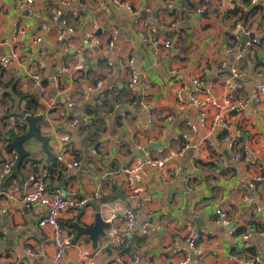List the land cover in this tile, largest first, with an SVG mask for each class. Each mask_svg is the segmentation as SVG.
<instances>
[{
    "label": "crops",
    "instance_id": "crops-1",
    "mask_svg": "<svg viewBox=\"0 0 264 264\" xmlns=\"http://www.w3.org/2000/svg\"><path fill=\"white\" fill-rule=\"evenodd\" d=\"M125 1L139 14L116 8L111 0H32L30 8H22L20 0H0V158L15 163L18 158L14 146L11 153L5 150L7 133L18 132V119L26 115L18 94L38 101L41 108L28 115H43L36 127L48 136L54 154L48 165L41 143L30 138L16 174L13 168L2 177L0 166V208L6 210L0 214V264H49L55 252L48 228L38 225L41 209L22 203L37 178L85 201L59 219L71 240L60 264L264 260V187L255 180L264 169V94L257 102L251 98L264 85V0L254 5L235 0L233 7L230 0ZM197 7L204 8L202 17ZM147 26L169 48L155 49ZM88 33L94 34L93 45ZM239 33H253L261 44L240 52ZM131 68L138 76L134 93L128 90ZM195 79L202 84L196 86ZM235 84L240 88L232 93ZM193 89L199 99L206 91L218 101L232 95L245 109L214 130L209 110L202 128L196 108L176 106V94L186 97ZM88 104L98 108V122L87 127ZM74 119L78 124L72 128ZM177 163L179 174L170 179ZM135 168L123 185V176ZM134 191L148 198L138 211L128 198ZM127 210L136 217L124 238L128 249L109 243L124 231ZM220 212L228 215L229 226L215 223ZM96 214L109 227L94 248L88 236L76 239L71 224L90 227ZM192 234L200 238L195 254Z\"/></svg>",
    "mask_w": 264,
    "mask_h": 264
},
{
    "label": "built area",
    "instance_id": "built-area-1",
    "mask_svg": "<svg viewBox=\"0 0 264 264\" xmlns=\"http://www.w3.org/2000/svg\"><path fill=\"white\" fill-rule=\"evenodd\" d=\"M222 2L223 0H219ZM111 3L113 6H115L118 9L127 11L131 14L138 15L139 11L135 10L129 2L125 0H111ZM230 4L232 7L236 4L235 0H230ZM251 4H256V0H251ZM32 5V0H20V6L22 8H30ZM195 12L199 16H203L204 14V8L203 7H197L194 8ZM241 28V24H237V28ZM68 32H71L70 30ZM147 32L149 36V40L151 45L157 49L160 46L169 48L167 44L163 45L158 39L156 38V31L153 28H150L147 26ZM86 38L88 41V44H94L95 37L93 33L86 34ZM261 40L260 39H253L251 42H247L245 44L246 46H253V45H260ZM113 45L112 42L109 43V46L111 47ZM109 66L112 65L111 62L108 63ZM130 77L128 80V90L132 93L136 92V86L138 84V76L133 69H130ZM232 76L234 78H237L239 76V73L236 70H232ZM193 83L196 86H200L202 84V81L200 79H195ZM101 86V83L98 82L95 87L99 88ZM231 92L237 91L240 86L238 84L230 85ZM198 91L193 89L190 93H187V96L184 97V94L181 92H178L176 94V106L178 108H182L185 106H193L197 109L198 112V122L199 125L202 128H205L207 126V115L209 110L212 111L211 116V125L210 128L212 130L215 129V127L218 124H221V127L224 128L223 121L226 117L231 115H239L243 112L245 109V103L243 101H238L233 98L232 95L224 96L221 100H216L210 94L206 91V95L204 96V99H199L197 97ZM259 94H264V85L259 86L257 90L252 95V100L254 102H257L259 99ZM29 116L26 114L22 118H19L18 124H27L25 121V118ZM81 120H79L80 123ZM87 123V122H86ZM78 124V120L74 119L70 123V127L74 128ZM160 152V151H158ZM183 151L178 153L177 159L180 160L182 158ZM146 163L150 165L152 163V160H147ZM15 159H7L4 162L0 158V166H1V174L2 177H6L11 174L14 166H15ZM48 165H51V162L48 163ZM138 168H135L134 170H131L127 172L126 175L123 176V185L128 186L130 176L135 173V171ZM180 171V165L177 163L174 167H172L170 172V179H176ZM260 183L262 187H264V169L260 171L258 178L255 179ZM1 185V184H0ZM247 188L253 189L254 184L252 182L247 183ZM0 195H4V191H0ZM128 198L130 200L136 201V211L140 210L144 204L147 202L148 198L143 196L140 197V194L137 193V191L130 192L128 194ZM22 203L25 204L26 208L31 209L35 207H39L42 211V217L38 222V225L41 228H48L50 239L52 241V244L55 248V252L53 256L50 259L49 264H60L64 256L66 255L69 246L71 245L70 238L64 236L63 229L59 223V219L61 217V214L66 209H75L79 206H83L85 201H76L73 198L66 197L62 190L59 188H51L46 183V180L43 178H37L32 181L30 184L28 190L23 194L22 196ZM0 214L4 215L6 214V210L3 208H0ZM122 219L124 221V231L120 233L119 235L114 236L112 239L109 240V243L116 246H123L124 248L128 249L130 248L129 245L126 244L124 241L125 236H127L135 227L136 224V217L133 214V212L127 210L123 213ZM216 224L221 226H229L230 225V219L228 215L225 212H220L217 216V218L214 220ZM231 233L235 232L234 228H231ZM1 232L4 233V229H1ZM146 231H143L142 234H145ZM126 239V238H125ZM200 242V238L195 235L190 236V250L191 253H196L197 251V244ZM28 254H31L30 250L26 251ZM189 258V254H186L185 260ZM1 264H8L2 260ZM244 264H264V260L261 259L258 256H252L249 258L247 262Z\"/></svg>",
    "mask_w": 264,
    "mask_h": 264
},
{
    "label": "water",
    "instance_id": "water-1",
    "mask_svg": "<svg viewBox=\"0 0 264 264\" xmlns=\"http://www.w3.org/2000/svg\"><path fill=\"white\" fill-rule=\"evenodd\" d=\"M239 36L241 38V44L239 47L240 52L243 51L245 44L248 41L256 38V36L253 33H251L249 35L239 33ZM140 100H141V95L139 94L138 98H137L138 105H139ZM43 119H44L43 115L27 116L25 118V121L28 124L27 132L12 140V145L16 148V150L18 152V158L16 161V165L14 167V174H16L18 172L24 157L27 156V152L24 151V149H23V143L30 138H34L41 143L42 149L46 154V163L47 164L49 162H51V160L54 158V154H52L48 148V140H49L48 136L41 135L38 132L37 127H36L37 123L42 121ZM118 195H120V197L123 200L125 199V196L121 192H119ZM71 225H72V228L77 232L76 239L81 237V236H88L90 241L92 242L94 248H96V246H97L98 239L100 237L105 236V229L109 227L108 223H106L102 219L100 214L95 215L94 223L90 227L82 226L78 223L77 224H71Z\"/></svg>",
    "mask_w": 264,
    "mask_h": 264
},
{
    "label": "trees",
    "instance_id": "trees-1",
    "mask_svg": "<svg viewBox=\"0 0 264 264\" xmlns=\"http://www.w3.org/2000/svg\"><path fill=\"white\" fill-rule=\"evenodd\" d=\"M18 96L21 99H24L25 102H26V109L23 112V114H31L37 108H41L39 103H38V101L35 98H33L32 96H30L28 94H26V95L18 94ZM85 110H86V116L88 117V120H89V121L87 120L88 122L86 123L85 126H87V125L89 126V124L93 121V119L96 122H98L97 121V115H98V108L97 107H95V106L93 107L90 104H88V105L85 106ZM16 128H17L18 132L15 133L13 130H10V132L7 133V135H6V139L5 140H7V144L8 145L6 146L5 150L8 153H11V152H13L15 150V148L12 145V140L14 138H17V137L25 134L26 130H27V125H19V124H17ZM82 129H81V131H82ZM97 131H101L100 128H98ZM25 161H27V159L24 160V163H25Z\"/></svg>",
    "mask_w": 264,
    "mask_h": 264
}]
</instances>
